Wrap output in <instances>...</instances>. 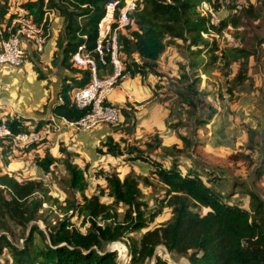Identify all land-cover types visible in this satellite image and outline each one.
<instances>
[{"label":"trees","instance_id":"1","mask_svg":"<svg viewBox=\"0 0 264 264\" xmlns=\"http://www.w3.org/2000/svg\"><path fill=\"white\" fill-rule=\"evenodd\" d=\"M111 1H120V11L125 0H21L20 8L38 26H42L47 37L51 27L49 13H57L63 18L52 65L57 66L61 61L62 67L70 70L75 77L66 79L71 84L63 85V102L52 109L60 119L76 122L89 112L79 109L72 102L71 94L90 83V71L75 67L71 58L82 44L92 51L95 49L98 23L104 16L106 4ZM137 2L138 8L132 15L135 26L128 30L127 35H120L119 39L123 75L161 76L158 70L160 59L168 48L175 46L184 48L187 61L181 65V78L189 82L185 87L176 89L182 102L197 109L194 98L197 95L195 87L202 81L200 75L211 77L214 72L230 84L226 89L230 98L236 96L248 79L250 58L256 57L258 51L264 52V37L257 40L253 50L246 46L221 48L214 34L223 32L229 26L236 28L243 24L242 17L234 16L214 25L211 17L203 13V3H209L216 10L222 6V0ZM245 13L253 15L256 20L264 19V0L260 10L251 7ZM16 18L17 15L11 13L10 0H0V22L5 19L7 27L2 33L5 39L16 33L17 26L8 32ZM106 60V65L99 62V76L103 68L113 73L110 57L107 56ZM233 64L237 65L234 75ZM39 77L46 79L43 74ZM222 88L221 84L219 90ZM219 94L224 97L223 93ZM121 111L123 122L111 128L116 133L119 127H125L130 134L136 126V110L126 106ZM216 113L211 109L209 119L197 122L199 127L206 128ZM28 121L7 117L5 124L12 137L6 136L0 141L5 166L11 163L13 137L43 130L44 121L34 128L27 125ZM2 122L0 119V125ZM153 139L146 143L145 149L126 143L122 145L112 135L102 141L101 154L124 156L132 163H147L149 171L143 175L130 172L124 178L116 172L99 171L96 177L104 180L106 186L99 185L97 193L91 196L86 194L89 187L86 175L90 165L82 167L77 164L74 161L78 156L76 153L61 145L59 151L62 158L54 157L49 151L43 157L37 156L34 163L45 174H50L52 166L58 162L64 165L67 179L63 189L67 197L63 202L51 195L44 181H20L13 172L3 171L0 167V255L4 250L9 252L4 264H120L118 252L107 250V246L115 242L126 244L130 264H149L154 258V264H170L157 255L160 246L166 248L175 264H185L181 262L182 258L187 260V264H264V199L253 192L249 184H237L230 190L210 175L212 184L209 185L195 161L181 170L179 155L184 147L176 144L166 146L158 135ZM182 140L187 147L193 145L185 137ZM35 148L32 143L27 152ZM159 149L162 153H157ZM260 150L264 154V148ZM168 152L177 154L170 155ZM168 158L171 160L166 163ZM255 173L261 179L264 176V158ZM141 183L145 187L159 188L164 195L154 197V203L150 205L140 188ZM240 186L244 187L243 193L249 197V208L242 207L239 200L234 199L240 195L237 193ZM105 196L112 202H103L101 198ZM45 204L49 206V212H53L55 206L63 215L62 219L55 223L50 221L45 214ZM119 208L124 210L122 219ZM165 209L170 211L171 218L149 229ZM74 217L80 220V227L72 222ZM40 221L45 230L38 225ZM144 230L141 237L133 236Z\"/></svg>","mask_w":264,"mask_h":264},{"label":"rangeland","instance_id":"2","mask_svg":"<svg viewBox=\"0 0 264 264\" xmlns=\"http://www.w3.org/2000/svg\"><path fill=\"white\" fill-rule=\"evenodd\" d=\"M262 3L263 0H233L227 7L221 6L216 10L213 8L219 17L217 25L225 18L231 19L234 16L242 17L243 21V24L239 27L229 26L223 32L214 34V38L221 48L246 46L252 50L256 49L257 40L264 37V19L256 20L253 15L246 14L245 10L251 9V7L256 11L260 10ZM20 4H12L14 8L11 7V13L16 14L17 18L14 19L15 21L11 27L18 26L16 20L19 18L20 9H17V7L20 8ZM204 4L209 6V3H203L202 10ZM6 28L5 26L4 31ZM1 38H3L2 33L0 34ZM179 43L181 46L183 45L181 42ZM186 62L184 48L174 46L168 48L160 59L158 70L162 77L154 75L132 77L128 74V78L125 79L127 81L126 88L130 90L137 102L127 101L123 107L130 106L136 110L134 118L136 126L130 134L126 132L125 127L123 129L119 127L115 134L117 141H121L122 145L126 143L145 149L146 143L152 141L154 136L158 135L166 146L176 144L181 148L184 147L183 153L179 155L182 164L181 170L190 167L193 164L192 161H195L197 167L203 170L204 181L209 185L212 184V180H209L210 175L218 179V183L222 184L224 188L229 187L230 190L237 184H249L251 190L264 199V176L261 179L255 173L262 166L264 158V154L260 150L264 148V125H262L264 124V52L258 51L256 57L250 58L248 79L238 89L236 96L232 98H230V93L226 92L230 84L218 72H214L211 77L204 74L200 75L202 81L195 87L197 95L194 98L195 103L198 105L197 109L182 102V98L176 94L178 87H185L189 82L181 78L183 74L181 65H185ZM232 69L234 75L237 72V65L233 64ZM121 82L123 81L120 80L118 83ZM221 84L223 88L219 90ZM150 88H153L151 92L155 96L151 92H146ZM220 92L224 94V97H221ZM211 109L217 113L211 122L206 124V128H203L204 126L199 127L197 122L209 119ZM27 125L34 128L33 124ZM53 129H50L49 132L46 128L44 131L31 133L38 134L39 140L34 142L36 148L28 152L27 147L31 144L16 143L13 137L11 146L14 152L10 158L11 163L9 166L4 165L0 149V167L3 171L13 172L20 181L29 179L44 181L51 195L63 202L67 197L63 189L67 179L64 165L58 162L52 166L50 174H45L34 163L37 156L43 157L47 151L51 153V145H48L50 141L47 136ZM255 132L258 134H255ZM5 137L0 138V141H3L2 139ZM182 137H185L189 142L191 141L193 145L185 146ZM196 141H201L203 144H198ZM98 145L99 149L101 143ZM157 153H162V150H157ZM55 154L58 156L59 151ZM168 154L176 155L177 153L168 152ZM62 157L63 155L59 158ZM86 158L88 157L85 156L84 162L87 160L90 165L86 175L89 181V187L86 191L88 196L96 194L99 185L101 187L106 186L104 180L96 177V173L99 171L116 172L121 178H124L130 172L135 175H143L149 171L147 165H143V168H141L137 164L138 162L132 163L125 158L110 157L105 160L104 157H100L101 160L98 159L97 162ZM170 160L171 158H168L166 163ZM74 161L78 160L75 159ZM82 165L84 164L82 163ZM140 188L150 205H153L152 199L154 197L164 195L159 188L145 187L143 183H141ZM237 189V193L241 196L236 195L234 199L239 200L242 207L249 208L250 200L248 195L243 193L244 187L240 186ZM101 200L106 203L112 202V199L106 196L102 197ZM47 209H49V206L45 204V214L50 221L55 223L58 219H62L63 215L56 210L55 206L52 208L53 212H49ZM119 212L122 219L124 210L119 208ZM170 218V211L165 209L163 214L150 224L149 229L158 227ZM72 222L80 227V220L77 217H74ZM38 225L45 230L42 221L38 222ZM145 231L133 234V236L141 237ZM121 243L127 248L125 256L114 244L111 248L116 249L118 252L120 264H130L129 249L124 242ZM157 255L170 264H175L171 254L168 253L165 247H158ZM8 256L9 252L4 250L0 255V263L4 264ZM155 261L156 258L150 261L149 264H154ZM181 261L187 264L186 259L182 258Z\"/></svg>","mask_w":264,"mask_h":264},{"label":"crops","instance_id":"3","mask_svg":"<svg viewBox=\"0 0 264 264\" xmlns=\"http://www.w3.org/2000/svg\"><path fill=\"white\" fill-rule=\"evenodd\" d=\"M15 3L19 5L21 0H10L11 7ZM17 9L21 8L17 7ZM49 19L51 22L49 37H47L41 53L36 51V47L30 40L24 38L22 42L23 64L20 67L0 65V119L6 121L7 117L25 118L29 120L27 124H33V127H36L40 121H44L43 131L46 130L48 123L54 120L56 127L47 136L50 141L48 145H51V154L57 158L61 157L62 154L59 149L60 145H62L68 151L78 155L76 163L82 167L89 163L86 159L96 162L101 160L100 157H104L105 160L110 157L123 159L124 156L114 157L110 154L103 155L99 152L101 147L98 149V144L105 141L108 136L112 135L117 140L116 133L111 126L101 125L92 130L83 131L71 127L52 112L56 104L63 102V85L66 83L71 84V81L67 80L66 82V79L74 78L75 74L63 68L61 61H59L57 66L52 65L55 52L57 51L56 41L62 29L63 18L58 16L57 13H49ZM5 26L6 22L4 19L0 22V34L4 32ZM60 57L61 59L63 58V53L60 54ZM41 74L46 79H41L39 77ZM100 75L101 78H106L112 74H110L108 68H103L100 70ZM126 83L127 81L124 79L121 82V87L116 88L113 94L110 95L109 101L112 104L123 107L127 101L137 102L130 90L126 88ZM151 91H153V88L147 89L146 92ZM151 94L154 96V93L151 92ZM45 106H47L46 110ZM55 150L56 152L59 151L58 156L55 154ZM85 156L88 157L85 159L86 162L83 160ZM137 164L141 168H143V165L149 167L144 162L138 161Z\"/></svg>","mask_w":264,"mask_h":264},{"label":"built area","instance_id":"4","mask_svg":"<svg viewBox=\"0 0 264 264\" xmlns=\"http://www.w3.org/2000/svg\"><path fill=\"white\" fill-rule=\"evenodd\" d=\"M233 0H222V6H229ZM120 1H111L106 4L104 16L98 23V35L96 47L92 51L85 44L80 45L72 55L71 62L75 67L88 69L91 81L88 85L75 89L71 94L72 102L79 109H87L86 116L76 122H69L63 119L68 125L79 130L88 131L101 125L118 126L123 122L121 108L112 104L110 95L114 90L121 87V83L128 77L123 75L124 67L120 58V35L128 34V30L135 26L133 13L138 8L137 0H125L123 7L119 10ZM203 13L211 17L214 25L219 20L214 9L207 4L203 5ZM17 21L16 33H12L8 39H0V65L20 67L23 64V37L30 40L36 47V51L41 53L44 49L47 36L44 34L42 26H38L34 20L26 15L24 9H20ZM13 27L8 28V32ZM7 29V28H6ZM50 31V29H49ZM110 57V64L113 67L111 76L101 78L99 76V62L107 64L106 57ZM54 120L47 125V132L55 128ZM12 136L5 121L0 125V138ZM39 140L38 134L21 133L14 137V142L22 144H32Z\"/></svg>","mask_w":264,"mask_h":264},{"label":"bare ground","instance_id":"5","mask_svg":"<svg viewBox=\"0 0 264 264\" xmlns=\"http://www.w3.org/2000/svg\"><path fill=\"white\" fill-rule=\"evenodd\" d=\"M116 248L120 250V252L125 256L127 253V248L123 246L121 242H115L113 243ZM113 246V245H112Z\"/></svg>","mask_w":264,"mask_h":264},{"label":"water","instance_id":"6","mask_svg":"<svg viewBox=\"0 0 264 264\" xmlns=\"http://www.w3.org/2000/svg\"><path fill=\"white\" fill-rule=\"evenodd\" d=\"M113 245V243H110L108 246H107V250H111V251H116V249H112L111 246ZM128 255H129V252H128ZM182 262V261H181Z\"/></svg>","mask_w":264,"mask_h":264}]
</instances>
